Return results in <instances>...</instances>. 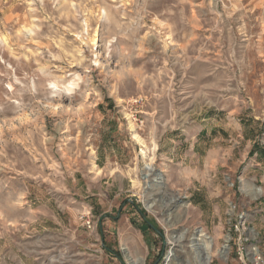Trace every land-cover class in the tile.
I'll list each match as a JSON object with an SVG mask.
<instances>
[{"label":"rangeland","instance_id":"rangeland-1","mask_svg":"<svg viewBox=\"0 0 264 264\" xmlns=\"http://www.w3.org/2000/svg\"><path fill=\"white\" fill-rule=\"evenodd\" d=\"M205 238L264 264V0H0V264Z\"/></svg>","mask_w":264,"mask_h":264},{"label":"bare ground","instance_id":"bare-ground-1","mask_svg":"<svg viewBox=\"0 0 264 264\" xmlns=\"http://www.w3.org/2000/svg\"><path fill=\"white\" fill-rule=\"evenodd\" d=\"M142 155H144L143 152H142ZM149 176L150 175H147L146 177H149ZM152 182L156 183V181H154V180H152ZM254 191H253V193H254ZM171 214H169V215L171 216ZM172 218H173V216H172ZM202 233L203 232H201V234ZM201 236L205 237L204 235H201ZM208 240L209 239H207V238H205L203 240V248L201 251V256H200L199 262L197 264H209L214 257H216V256L220 257L221 255L224 254L225 247H223L222 249H217L216 241H213V240L208 241ZM225 242H228V237L225 238ZM174 243H176V242H174ZM250 251H251L250 252L251 260H253V261L260 260L258 257V252L255 248L254 249L251 248ZM166 258H167V264H169L171 261H173L174 255L170 252V253H168ZM124 260H125L126 264H142L143 263V260L141 258L131 257L126 253L124 254Z\"/></svg>","mask_w":264,"mask_h":264},{"label":"built area","instance_id":"built-area-1","mask_svg":"<svg viewBox=\"0 0 264 264\" xmlns=\"http://www.w3.org/2000/svg\"><path fill=\"white\" fill-rule=\"evenodd\" d=\"M84 223H85V225H86V226H88V227H89V226H90V223H91V221H90V220H86Z\"/></svg>","mask_w":264,"mask_h":264},{"label":"clouds","instance_id":"clouds-1","mask_svg":"<svg viewBox=\"0 0 264 264\" xmlns=\"http://www.w3.org/2000/svg\"><path fill=\"white\" fill-rule=\"evenodd\" d=\"M53 87H55V85H52ZM74 85H72V84H69V85H67V87L70 89V88H72Z\"/></svg>","mask_w":264,"mask_h":264}]
</instances>
